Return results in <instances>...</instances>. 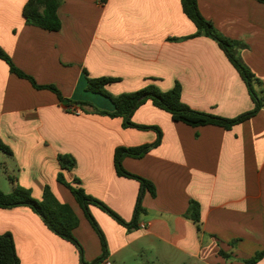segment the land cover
<instances>
[{
  "label": "crops",
  "instance_id": "1",
  "mask_svg": "<svg viewBox=\"0 0 264 264\" xmlns=\"http://www.w3.org/2000/svg\"><path fill=\"white\" fill-rule=\"evenodd\" d=\"M59 32L29 26L28 0H0V48L39 85H54L65 98L113 112L107 97L87 91L90 78L116 80L106 87L121 95L179 83L190 108L234 119L252 111L247 85L218 44L185 15L181 0H62ZM201 15L225 38L242 43L239 56L264 97V3L198 0ZM180 39V40H175ZM66 108L49 90H37L0 60V140L11 149L3 177L42 200L46 187L79 218L75 237L92 263L103 255L101 240L66 181L103 202L127 228L100 208L90 211L108 244L101 264H245L264 251V109L226 130L191 127L146 102L132 121L158 127L161 144L124 169L150 181L155 194L134 178L117 174L116 150L154 144V130L124 126L122 118ZM92 111V108H86ZM1 151V150H0ZM60 155L75 159L62 171ZM199 206L200 221L189 216ZM145 227L142 228L141 226ZM0 235H11L21 264H81L78 249L53 234L28 207L0 208ZM258 264H264V257Z\"/></svg>",
  "mask_w": 264,
  "mask_h": 264
},
{
  "label": "trees",
  "instance_id": "2",
  "mask_svg": "<svg viewBox=\"0 0 264 264\" xmlns=\"http://www.w3.org/2000/svg\"><path fill=\"white\" fill-rule=\"evenodd\" d=\"M258 1L264 3V0ZM62 2V0H28L24 7V17L27 25L37 27L45 31L59 32L61 30L62 23L58 14V10ZM181 2L183 12L198 29V32L192 37L204 35L214 40L245 81L249 90V94L251 95L255 104V107L252 111L244 113L234 119H227L196 111L183 102L182 87L179 83L176 84L174 89L167 92L162 91L156 86H150L137 92L125 93L115 96L110 94L106 87L116 80L112 78L95 79L87 76V91L107 97L115 106V110L113 112L103 111L91 103L73 101L69 98H65L60 90L54 85L43 86L37 84L36 80L31 75L25 73L23 70L17 67L11 57L2 48H0V60H3L5 63H7L10 68V72L13 75L20 79L29 81L37 90L52 91L57 95L59 101L66 108L69 109L73 108L75 105H80L79 110L83 113L104 115L111 118H122L124 120V126L127 128H136L144 131H156L158 134V139L154 144L132 148L120 147L116 150L115 154V166L117 174L122 177H129L139 180L145 188L151 191L153 195L155 194V187L150 181L128 173L123 167V160L125 158L131 157L134 159H141L153 149L158 147L162 141V132L158 127L141 126L135 124L132 121L135 111L142 105L148 101H151L155 107L169 113L175 122H180L191 127L196 128L212 125L226 130H231L235 126L254 118L264 109V97H261L256 90V84H260L261 82L256 78L251 69L243 63L239 56V49L243 47L242 43L223 37L214 28L211 22L207 21L201 15L198 7V0H181ZM88 107L92 108V111L86 110ZM0 150L12 155L11 149L7 147L1 140ZM59 162L62 171H70L76 165L75 159L68 155H60ZM58 181L71 191L75 200L83 209L87 219L101 240L103 255L92 263H88L86 261L84 249L79 240L74 235V230L79 225V218L71 206L67 204H61L55 198L49 187H46L42 200H36L33 198L29 190L19 186L12 193H6L0 188V208H30L42 219L43 223L53 234L70 242L78 249L81 264H101L108 256V244L102 229L90 211V205L100 208L109 214L119 224L131 229L136 227L138 215L141 211H143V196L140 195L138 198L134 221L127 223L103 202L89 196L82 187L78 186L80 184L79 180L75 181L76 186H74L66 181L63 172H61L59 174ZM189 216L196 222L200 221L199 206L196 203H192ZM263 257L264 251L255 257L246 260L245 264H258L263 259ZM0 264H21L15 247V242L11 235H0Z\"/></svg>",
  "mask_w": 264,
  "mask_h": 264
},
{
  "label": "rangeland",
  "instance_id": "3",
  "mask_svg": "<svg viewBox=\"0 0 264 264\" xmlns=\"http://www.w3.org/2000/svg\"><path fill=\"white\" fill-rule=\"evenodd\" d=\"M5 162L9 163L10 159L8 155L0 151V184L3 188L4 187L6 188L8 184V180L6 179V177L5 178L3 177Z\"/></svg>",
  "mask_w": 264,
  "mask_h": 264
},
{
  "label": "built area",
  "instance_id": "4",
  "mask_svg": "<svg viewBox=\"0 0 264 264\" xmlns=\"http://www.w3.org/2000/svg\"><path fill=\"white\" fill-rule=\"evenodd\" d=\"M141 227L144 228L145 226L142 225ZM106 264H112V263L108 261V262H106Z\"/></svg>",
  "mask_w": 264,
  "mask_h": 264
},
{
  "label": "water",
  "instance_id": "5",
  "mask_svg": "<svg viewBox=\"0 0 264 264\" xmlns=\"http://www.w3.org/2000/svg\"><path fill=\"white\" fill-rule=\"evenodd\" d=\"M144 98V97H143Z\"/></svg>",
  "mask_w": 264,
  "mask_h": 264
}]
</instances>
